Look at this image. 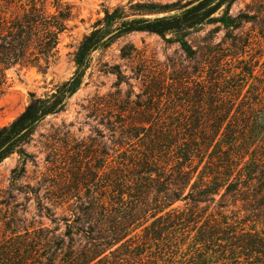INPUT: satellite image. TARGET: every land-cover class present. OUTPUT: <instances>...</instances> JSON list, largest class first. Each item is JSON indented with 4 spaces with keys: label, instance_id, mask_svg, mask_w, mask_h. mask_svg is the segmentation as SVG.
<instances>
[{
    "label": "trees",
    "instance_id": "1",
    "mask_svg": "<svg viewBox=\"0 0 264 264\" xmlns=\"http://www.w3.org/2000/svg\"><path fill=\"white\" fill-rule=\"evenodd\" d=\"M55 1L49 12L46 0H0V93L7 68L45 70L55 56L70 15L68 4ZM202 5L153 20L126 18L119 8L106 12L115 32L107 39L98 31L84 35L74 53L75 74L0 127V161L44 118L63 110L93 51L133 31L162 35L190 27L205 15L199 14ZM226 56L234 58L208 51L201 74L177 81L167 104L148 99L142 105L132 133L137 148L124 151L125 162L118 164L125 174L120 170L109 193L99 177L87 204L71 212L73 219L53 218L50 245L29 264H121L115 254L123 245L131 247L136 264H264V61L237 58L231 66ZM177 201L191 209L174 207ZM211 204L243 215L209 211ZM59 220L66 229L55 234Z\"/></svg>",
    "mask_w": 264,
    "mask_h": 264
},
{
    "label": "rangeland",
    "instance_id": "2",
    "mask_svg": "<svg viewBox=\"0 0 264 264\" xmlns=\"http://www.w3.org/2000/svg\"><path fill=\"white\" fill-rule=\"evenodd\" d=\"M200 1L199 14L205 15L190 27L162 35L133 31L113 36L93 51L63 110L44 118L0 161V264H29L39 258L50 245L52 219H73L71 212L87 204L99 177L106 193L111 192L120 170L125 174L118 165L125 162L124 151L137 148V136L132 135L137 134V112L148 99L167 104L166 96L177 81L201 74L208 51L231 54L234 58L225 57L231 66L237 58L263 62L264 0H60L70 6V15L49 66L43 70L14 65L5 70L0 127L15 119L31 99L50 95L75 74L74 53L84 35L98 31L107 39L115 32L116 25L105 21L106 12L119 8L126 18L153 20L178 16ZM45 5L55 12V0H46ZM173 206L191 209L185 201ZM231 210L209 207L242 217ZM57 223L55 234L64 232L66 221ZM130 251L123 245L115 254L121 264H136ZM60 252L54 250L59 257Z\"/></svg>",
    "mask_w": 264,
    "mask_h": 264
}]
</instances>
